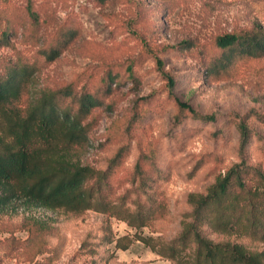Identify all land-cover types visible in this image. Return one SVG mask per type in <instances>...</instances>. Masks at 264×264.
Masks as SVG:
<instances>
[{
	"label": "rangeland",
	"instance_id": "obj_1",
	"mask_svg": "<svg viewBox=\"0 0 264 264\" xmlns=\"http://www.w3.org/2000/svg\"><path fill=\"white\" fill-rule=\"evenodd\" d=\"M254 22L264 24V0H0V35L12 33L0 44V68L36 67L16 103L23 110L39 89L97 96L76 154L108 170L107 199L140 203L141 234L169 240L190 211L188 194L204 193L239 160L240 120L251 132L247 159L264 169V57L212 68L222 54L216 39ZM51 48L60 55L47 62L41 52ZM175 98L214 119L193 118ZM134 232L94 211L0 215V264H172L139 241L125 250L109 242Z\"/></svg>",
	"mask_w": 264,
	"mask_h": 264
},
{
	"label": "trees",
	"instance_id": "obj_2",
	"mask_svg": "<svg viewBox=\"0 0 264 264\" xmlns=\"http://www.w3.org/2000/svg\"><path fill=\"white\" fill-rule=\"evenodd\" d=\"M25 10L34 16L29 2ZM11 34L3 32L0 44L8 45ZM215 44L222 54L213 69L225 68L236 57L262 58L264 24L254 22L233 29L219 36ZM60 51L51 48L41 53L52 62ZM155 61L162 70L160 60L155 57ZM213 69L208 68L207 73ZM35 73L36 67L29 63L12 62L0 68V215L34 209L75 215L94 211L135 230L132 236L110 239L115 249L125 250L139 241L172 264H264V169L247 159L251 132L243 120L237 123L239 160L204 193L188 194L190 211L183 214L179 233L169 240L144 236L139 231L147 225L148 215L140 203L130 208L122 198L107 199L103 191L108 170L81 163L75 151L88 140L85 120L101 105L100 100L87 91L74 93L69 87L39 89L23 110L16 103L32 86ZM163 75L172 88L173 79ZM69 98L75 108L65 103ZM175 101L197 120L214 119Z\"/></svg>",
	"mask_w": 264,
	"mask_h": 264
}]
</instances>
